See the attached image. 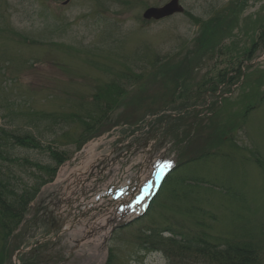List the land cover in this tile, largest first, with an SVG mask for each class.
I'll list each match as a JSON object with an SVG mask.
<instances>
[{
    "label": "rangeland",
    "instance_id": "rangeland-1",
    "mask_svg": "<svg viewBox=\"0 0 264 264\" xmlns=\"http://www.w3.org/2000/svg\"><path fill=\"white\" fill-rule=\"evenodd\" d=\"M65 1L0 0V124L32 132L47 145L56 135L44 126L60 125L43 118L42 133L33 124L37 115L92 112L86 111L95 108L94 94L108 83L125 97L106 120L100 114L109 110L107 101L92 114L103 122L81 150L76 122L72 138H56L70 159L41 189L19 228L8 237L0 231V264H24L25 258L27 264H221L219 256L194 249L196 239L188 248L184 241L191 237L215 248L253 240L264 264V0L240 7L236 0H180L186 11L161 20L143 13L170 0ZM223 13L239 19L229 24L238 21L237 27L199 40L203 23ZM203 41L208 51L197 55ZM170 58L186 59L179 65L187 73L183 90L171 72L154 66ZM225 70L227 80L217 86ZM208 83L217 86L214 95L196 93ZM182 148L186 154L179 156ZM13 153L51 161L38 149L17 146ZM128 156L122 166L128 173L138 161L146 173L149 157L179 167L169 171L143 216L115 223L110 233L103 230L113 213L106 201L76 211L77 179L87 178L83 193L94 194L117 178L107 171L110 162L119 167ZM14 170L26 177L24 169ZM102 210L101 218L109 217L104 224ZM33 245L16 260L18 250Z\"/></svg>",
    "mask_w": 264,
    "mask_h": 264
},
{
    "label": "trees",
    "instance_id": "trees-1",
    "mask_svg": "<svg viewBox=\"0 0 264 264\" xmlns=\"http://www.w3.org/2000/svg\"><path fill=\"white\" fill-rule=\"evenodd\" d=\"M236 1H234V4L237 5V7H240V4L242 2H246L247 0ZM234 20L239 19H226L223 13L217 18L203 23V29L201 30V34L198 36V39L200 40L210 38L215 34V32L218 31L216 29L234 30V28L238 25V21L235 26L234 24L229 25ZM261 29L262 30L259 38L260 41L264 43V24L262 25ZM204 41L201 42L200 45H198L197 49H195V53L197 55L203 54V52L206 53L208 51L207 43H205ZM220 41L221 43L223 42L222 40ZM257 43L255 44V47ZM203 46L205 47V51ZM255 47L253 46L251 48V52H249L250 54L254 51ZM223 49V47L219 48L217 52H221L223 51ZM226 49L228 50V48ZM246 57H249V54ZM185 61V58H170L165 61L156 60L154 66L156 67L157 65H159L157 67V72L159 71L161 74L166 75L168 74V72H171V77H173L174 81H179V88L183 90L185 88V85L188 84V81H186L187 73L179 71V68L181 67H179V65L183 64ZM234 70L232 69V71ZM239 70L240 67L238 68V71ZM226 71L228 70H225L224 72H220L218 74L217 78L215 79V81H217V86L218 83L223 84L225 83V80H227V74H229V72ZM206 85L207 84H203L201 86V89H198L200 86L199 85L196 89V93L207 92L211 93V95H214L213 91L217 88V86L214 87V83H208V85ZM208 86L211 87L208 88ZM177 88L178 86H176L171 96L173 94H176ZM121 94L122 98H124L125 95L115 89L114 83H108L99 88L94 94L93 101L95 102V108L88 109L86 111L92 112H89L85 115L79 113H63L60 115H55V113H47L46 115L43 114L42 117L37 115L38 119H36L33 124L35 126V129L41 132L43 131V129L40 126L41 123L43 124V118L48 119V121H52L53 119L55 120L57 125H60L58 129L53 128L54 126L51 123H48L46 124V126H44L46 132L50 134L54 133L56 135L51 143H48L47 145H43L41 139L32 132L14 133L0 124V231L4 236H11L13 232L19 228L31 208V203L35 201L41 188L44 185L54 181L59 167L65 161L70 159V155L67 153L66 149L61 150L57 148L58 140L56 138H58L60 135L66 139L72 138L76 133L71 132V123L73 124V122H76L77 125H79V128H81L82 130L80 133L82 134V137L79 139L77 147L78 150L81 149L84 143H86L88 140H91V137L97 135L94 133L96 125L103 122L101 121L102 119L106 120L108 117H110L109 114L113 111L115 104H118L117 102H119ZM172 100L175 101L176 98H172ZM105 101H107L109 110L104 111L105 113H103L102 115L100 114V116L103 117L102 119L96 118L92 114L97 111L100 112L101 105L104 104ZM153 113L156 114L155 111ZM179 119H182V117L180 116ZM59 144L67 145L70 143L59 142ZM17 146H22L26 149H38L41 151H45L50 156L51 161L42 163L38 160H32L28 157L17 156L13 153V149ZM15 167L24 169L26 177L18 174L14 170ZM194 240L195 242L192 245V247H195L194 249H197L200 252L207 251L211 253L213 259H216L219 256L221 264H258L259 262V254L256 248L257 246L254 244L253 240H239V242L237 243L228 242L223 247L216 248L213 247L215 245H210V243L208 242H201L203 239L199 237H191V239L187 238L184 242L189 243L190 246L188 245V248H191L190 242H193ZM219 253H222V255ZM1 254L2 250L0 253V257ZM27 263L28 260L25 258L24 264Z\"/></svg>",
    "mask_w": 264,
    "mask_h": 264
},
{
    "label": "water",
    "instance_id": "water-1",
    "mask_svg": "<svg viewBox=\"0 0 264 264\" xmlns=\"http://www.w3.org/2000/svg\"><path fill=\"white\" fill-rule=\"evenodd\" d=\"M184 10H185L184 6L181 4L180 0H170L169 2L165 3L162 6L149 7L148 9L145 10L143 17L146 19L160 20L169 17L175 13H183ZM34 246L35 245L31 246L28 249H23V248L20 249L16 253L17 259L19 254L29 251Z\"/></svg>",
    "mask_w": 264,
    "mask_h": 264
},
{
    "label": "snow or ice",
    "instance_id": "snow-or-ice-1",
    "mask_svg": "<svg viewBox=\"0 0 264 264\" xmlns=\"http://www.w3.org/2000/svg\"><path fill=\"white\" fill-rule=\"evenodd\" d=\"M171 167V162H163L159 165L160 169H169ZM161 173H158L160 175Z\"/></svg>",
    "mask_w": 264,
    "mask_h": 264
},
{
    "label": "bare ground",
    "instance_id": "bare-ground-1",
    "mask_svg": "<svg viewBox=\"0 0 264 264\" xmlns=\"http://www.w3.org/2000/svg\"><path fill=\"white\" fill-rule=\"evenodd\" d=\"M171 172H172V171H171ZM171 172H170V173H171ZM170 173H169V174H170ZM169 174H168V175H169ZM168 175H167V176H168ZM167 176H166V177H167ZM166 177H165V179H164L163 183L161 184V187H160V189L163 187V185H164V182H165V180H166ZM80 184H81V186H85V184H84V183H82V182H80ZM160 189H159V191H160ZM159 191H158V192H159ZM158 192H157V194H158ZM155 196H156V195H155ZM152 200H153V199H152ZM151 202H152V201H151ZM151 202H150V204H151ZM150 204H149V206H150Z\"/></svg>",
    "mask_w": 264,
    "mask_h": 264
}]
</instances>
